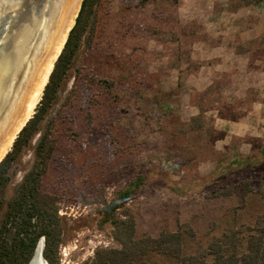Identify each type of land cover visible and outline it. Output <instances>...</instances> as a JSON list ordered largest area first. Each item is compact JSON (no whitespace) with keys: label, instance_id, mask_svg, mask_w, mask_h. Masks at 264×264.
I'll return each mask as SVG.
<instances>
[{"label":"rangeland","instance_id":"rangeland-1","mask_svg":"<svg viewBox=\"0 0 264 264\" xmlns=\"http://www.w3.org/2000/svg\"><path fill=\"white\" fill-rule=\"evenodd\" d=\"M44 135L58 264L118 248L102 223L108 203L132 216L136 238L182 231L187 254L228 230H259L264 0H95L54 102L8 172L0 224Z\"/></svg>","mask_w":264,"mask_h":264},{"label":"trees","instance_id":"trees-1","mask_svg":"<svg viewBox=\"0 0 264 264\" xmlns=\"http://www.w3.org/2000/svg\"><path fill=\"white\" fill-rule=\"evenodd\" d=\"M94 2L95 0L82 2L75 25L54 64L34 115L19 132L11 150L0 162V191L8 180L11 165L38 131L39 123L55 100L79 47ZM53 149L54 144L49 135L40 138L35 150V162L7 206L0 224V264H29L41 239L45 262L59 263L58 249L62 241V227L57 200L45 193L42 187ZM131 185L137 187L135 183ZM133 191L131 186L122 191L121 203H125ZM117 206L113 203L105 205L102 223L111 225L112 238L118 248L97 250L93 258L83 264H264V222L259 230L247 228V232H223L211 240L203 253L187 254L182 231L161 232L157 237L136 238L132 216L124 213L123 218L116 217ZM151 255L154 259L150 258Z\"/></svg>","mask_w":264,"mask_h":264},{"label":"water","instance_id":"water-1","mask_svg":"<svg viewBox=\"0 0 264 264\" xmlns=\"http://www.w3.org/2000/svg\"><path fill=\"white\" fill-rule=\"evenodd\" d=\"M59 2L60 0H0V145L6 135V126H12L16 121L7 119L13 105V94L19 87L30 60L34 56L38 59L41 56V45H44L40 39L45 33L48 20H54L58 14ZM31 118L32 116L27 122ZM39 244L43 249V239L37 243L36 249Z\"/></svg>","mask_w":264,"mask_h":264},{"label":"bare ground","instance_id":"bare-ground-1","mask_svg":"<svg viewBox=\"0 0 264 264\" xmlns=\"http://www.w3.org/2000/svg\"><path fill=\"white\" fill-rule=\"evenodd\" d=\"M83 0H60L55 19L48 20L45 33L41 37V56H34L23 74L19 87L12 97V106L7 119H13L12 126H6V135L0 145V160L9 151L16 135L32 115L38 104L53 64L72 28ZM39 49H36V51ZM29 264H47L42 258L41 245L37 247Z\"/></svg>","mask_w":264,"mask_h":264}]
</instances>
